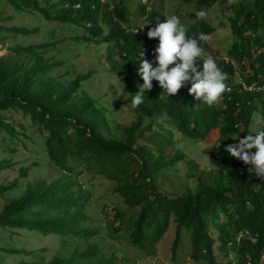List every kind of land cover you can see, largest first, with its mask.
I'll return each instance as SVG.
<instances>
[{
  "label": "trees",
  "instance_id": "1",
  "mask_svg": "<svg viewBox=\"0 0 264 264\" xmlns=\"http://www.w3.org/2000/svg\"><path fill=\"white\" fill-rule=\"evenodd\" d=\"M0 1L16 13L36 11L47 19L82 26L90 34V37L84 35L81 38L86 44L95 42L100 47L111 43L106 57L119 86H112L113 94L118 95V89L126 93V100L136 115L130 125L117 124L115 110L105 102L106 96L97 97L84 85L93 72L79 75L67 83L50 75V71L66 63H50L44 59L39 49L47 45L12 47L10 51L15 56L29 55L35 63L26 67L13 63L10 59L14 55L0 58V131L6 133L9 142H20L21 133L3 112L21 111L40 135L45 136L48 159L64 174L51 182H30L20 198L7 200L0 211V232H8L12 239L18 236L17 230L22 229L43 237L54 235L64 241L88 242L100 233V229L91 226L95 220L89 212L96 202L100 213L109 219L108 226L116 233L110 238H118L120 231H126V237L141 257H157L160 242L172 226L175 228L174 261H177L178 250L184 246L183 236L186 235L191 245L192 264H262L264 179L256 177L254 171L250 172V165L230 157L225 148L238 142L232 140L234 137L238 139L250 131L255 134L264 130L263 127L253 129L257 110L262 111L260 120L264 122V93L240 92V86L234 84L235 66L224 60L217 65L226 74L225 83L231 91L225 92L212 106L189 94L191 84L178 94L168 96L163 94L159 82L153 81L152 91L143 93L144 102L133 107V96L143 84L138 75L139 53L148 44L159 45V41L130 30L134 21L124 0H118L117 4H110L108 0ZM204 1H208V7L216 6L226 16L233 34L227 56L236 63L243 79L248 84L263 79L264 0ZM148 4L152 2L149 0L139 6V14L143 22L148 20L155 25L163 8L148 10ZM81 11L82 16L72 18ZM102 11L104 15L100 17ZM139 26L141 24L135 27ZM5 29L0 25L2 45H5V38L1 33ZM7 30L16 34L31 32L19 28ZM215 30L206 15L203 18L197 15V22L187 29L186 36L198 38L200 33L210 35ZM205 43L200 42L199 46L203 47ZM80 49L84 46L80 45ZM197 66L203 70V62ZM21 128L26 136L27 127L21 125ZM150 131H154L153 134L146 136ZM175 131L184 138L219 144L217 155L211 158L212 170L200 172L197 165L192 167L196 176L201 179L206 176L213 185L202 187L198 192H192L186 186L175 196L156 186L159 171L184 159L180 151L173 154ZM140 140L146 143L141 144ZM7 166H11V162L8 161ZM4 167V164L0 165V172ZM29 169H21L20 177H28ZM86 174L91 178L82 182L80 178ZM103 178L115 183L113 195L123 205L118 203L111 209L95 200L102 187L98 179ZM17 187L18 180L0 185V198L6 199V195ZM213 230L218 232L216 239L211 235ZM253 239H256L255 243ZM215 244L221 261L214 253ZM3 251L13 255L27 253L23 249L0 248V252ZM231 255L234 257L230 258ZM117 259L128 261L124 256L108 257L97 243L89 242L68 258L57 254L50 262L20 264H117Z\"/></svg>",
  "mask_w": 264,
  "mask_h": 264
},
{
  "label": "rangeland",
  "instance_id": "2",
  "mask_svg": "<svg viewBox=\"0 0 264 264\" xmlns=\"http://www.w3.org/2000/svg\"><path fill=\"white\" fill-rule=\"evenodd\" d=\"M55 1V0H53ZM105 1V0H104ZM107 1V0H106ZM149 0H124L130 7L129 13L134 21L133 27L137 24L142 26L145 23L142 21V16L139 14V6L145 4ZM152 4H148L149 9L155 7L163 8L162 15L157 19V23H163L167 17L176 15L180 18L185 30L189 29L197 22V14L200 10L206 12V18L216 28L215 32L210 34L211 39L206 41L207 50L213 56H227L228 49L233 44V34L229 27L228 20L224 13L219 12L216 6L208 7V1L204 0H150ZM110 4H117L118 0H108ZM55 11V10H54ZM83 11L72 15V18L82 16ZM103 11L101 12L102 17ZM104 15V14H103ZM163 17V18H162ZM0 25L6 29L1 33L5 38V45L0 43V58L9 55L15 56V53L10 51L12 47L22 46L29 47L32 45H47L40 48L39 52L42 57L50 63L64 61L66 65L57 66L50 71V75L59 77L64 83L73 81L79 75H86L93 72V76L84 85L88 90L97 97L106 96L105 102L110 108L115 110V121L119 125H130L136 120V115L132 107L126 100L124 92L120 89L118 95L113 94L114 88L118 80L110 72V66L107 62V47L111 43H105L100 47L95 42L90 44L84 43L81 38L84 35L90 37V34L82 26H77L74 23H61L54 19H47L39 12H24L16 13L7 4L0 1ZM101 26L107 33L105 23ZM19 28L28 29L30 34H16L7 29ZM37 29V30H36ZM36 30V31H35ZM106 33L104 35H106ZM53 34V35H52ZM78 38L79 40H75ZM80 45L84 49H80ZM105 49V50H102ZM151 59L153 52L149 54ZM13 63L18 62L32 66L35 59L29 55L15 56L10 59ZM240 72V71H239ZM244 77V76H242ZM117 89V88H116ZM219 107L222 106L220 102ZM6 118H10L15 123V128L21 133L20 142L11 143L8 141V136L4 131H0V165L5 167L0 172V185H9L18 180V187L6 195V199L0 198V211L3 209L7 200L20 198L26 191L28 183L38 181H48L62 176L64 173L58 170L50 162L45 149V136L40 135L38 130L32 126L31 120L24 118V115L19 110H10L3 112ZM262 111L257 110L254 114L253 129L260 130L264 128V122H261ZM147 123V121L145 122ZM21 125L27 127L25 132ZM257 125V126H255ZM154 131L146 133V136L152 135ZM174 152L180 151L184 155V159L178 161L175 166L159 171L156 176V186L171 196L179 195L184 187H188L192 192H198L202 187L211 186L213 183L208 179L196 176L192 167L198 166L200 172H209L213 169L211 158L217 155L219 144L210 145L206 142L184 138L181 133L175 131ZM120 137V135L118 134ZM233 139H236L235 137ZM232 139V140H233ZM235 142V140H233ZM141 144H145V140H140ZM154 147L155 145H151ZM10 148L14 151L9 150ZM7 149L8 151H5ZM11 162V166H7V162ZM28 177H20V170L28 168ZM198 171V172H199ZM195 173V174H194ZM91 177L85 175L81 177V181L88 182ZM102 183V187L96 194L95 200H98L100 205L111 206L113 208L120 199L113 195L115 183L112 180L98 179ZM183 184V186L181 185ZM94 200V201H95ZM123 205V203H120ZM90 215L94 216V222L91 224L93 228L100 229V233L91 241L77 242L72 239L62 240L58 236L50 235L47 237L40 236L36 233L29 234L25 230H17L18 235L15 239L8 237V232H0V248L25 250L27 253L17 255L8 252H0V264H20L21 262L44 263L50 262L52 258L59 254L62 258H68L75 253L76 249H84L89 242H94L106 253V255L120 256L128 259L127 262H120L117 259V264H192L190 253L191 245L188 236L184 235V246L178 250L176 260H172V241L175 239V228L170 227L166 237L159 245V254L157 257H141L139 250L134 247L128 240L126 231H120L118 238H110L116 235L112 227L108 226V218L100 213V206L93 202V206L89 209ZM222 220V216H220ZM6 235V236H5ZM211 235L214 239L218 237V232L213 230ZM117 237V236H116ZM214 253L221 261L218 253L217 245H214ZM234 257L233 255L230 258ZM262 264H264V255L262 256Z\"/></svg>",
  "mask_w": 264,
  "mask_h": 264
},
{
  "label": "clouds",
  "instance_id": "3",
  "mask_svg": "<svg viewBox=\"0 0 264 264\" xmlns=\"http://www.w3.org/2000/svg\"><path fill=\"white\" fill-rule=\"evenodd\" d=\"M165 15L166 21L157 23L156 26L146 20L145 25L130 28L136 34L142 32L141 36L147 34L149 39L159 41V45L157 43L148 44L139 53L138 75L143 80V84H140L138 91L133 96L131 105L133 107L141 105L144 102V91L151 92L153 81H158L159 86L163 89V94L167 93L168 96L178 94L182 88L191 84L189 94L196 100L203 99V102L212 106L221 100L225 92L231 91V88L225 83L227 76L217 63L224 60L232 62L236 73L243 79L236 63L228 56L217 58L211 55L206 45L199 46L200 42L209 41L210 35L200 33L198 38L188 37L178 16L167 17V14ZM197 15L203 18L206 12L202 9ZM152 52L154 57L150 59L149 54ZM202 62L203 70L201 71L197 65ZM234 84L239 86L236 74ZM240 92L243 91L240 89ZM237 127L239 126L237 125ZM233 140L238 142L229 144L225 151L230 157L250 165V172L254 171L256 177L264 179V130L257 131L255 134L250 131L248 135ZM253 149L256 151L253 152Z\"/></svg>",
  "mask_w": 264,
  "mask_h": 264
},
{
  "label": "built area",
  "instance_id": "4",
  "mask_svg": "<svg viewBox=\"0 0 264 264\" xmlns=\"http://www.w3.org/2000/svg\"><path fill=\"white\" fill-rule=\"evenodd\" d=\"M142 32H138L140 34ZM237 81L240 86L241 91L249 92V93H264V78L257 80L251 84H248L244 79H241L240 75L236 73ZM241 236L238 238V242H240ZM253 242H256V239H253Z\"/></svg>",
  "mask_w": 264,
  "mask_h": 264
}]
</instances>
